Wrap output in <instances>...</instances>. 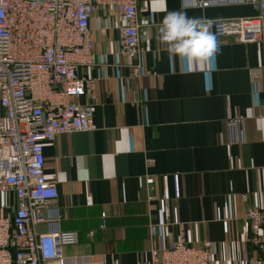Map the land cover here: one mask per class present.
<instances>
[{"label": "crops", "instance_id": "1", "mask_svg": "<svg viewBox=\"0 0 264 264\" xmlns=\"http://www.w3.org/2000/svg\"><path fill=\"white\" fill-rule=\"evenodd\" d=\"M165 2L137 0L141 50L130 65L117 53L120 19L94 15V64L77 71L94 83L92 97L77 101L93 129L43 144L44 174L58 194L44 214L59 221L36 232L75 234L62 248L67 264H150L152 247L169 248L179 226L189 244L212 243L213 264H262L244 213L264 208V33L261 44L216 40V53L199 65L170 57L158 37L167 11L205 18L214 35V22L256 9ZM238 118L242 126L230 128ZM4 193L0 216L10 218L16 199Z\"/></svg>", "mask_w": 264, "mask_h": 264}, {"label": "built area", "instance_id": "2", "mask_svg": "<svg viewBox=\"0 0 264 264\" xmlns=\"http://www.w3.org/2000/svg\"><path fill=\"white\" fill-rule=\"evenodd\" d=\"M196 8L248 5L251 17L213 23L217 41L261 44L264 0H182ZM112 11L117 27L118 55L130 65L141 50L137 0H0V192L16 199L12 217L0 216V264H67L62 248L76 243L73 232L38 234L40 223H56L45 211L54 209L56 183L44 174L43 144L58 134L90 132L88 107L78 104L92 97V80L77 71L93 66L91 20ZM139 67L135 73L140 74ZM254 81L256 75H252ZM243 119L228 122L238 128ZM150 199L154 186L150 185ZM105 215H101L104 228ZM244 220L250 244L264 264V208H247ZM150 237L156 235L149 226ZM91 232L89 236H92ZM209 241L189 244L184 228L169 248L152 247L150 264H213Z\"/></svg>", "mask_w": 264, "mask_h": 264}, {"label": "clouds", "instance_id": "3", "mask_svg": "<svg viewBox=\"0 0 264 264\" xmlns=\"http://www.w3.org/2000/svg\"><path fill=\"white\" fill-rule=\"evenodd\" d=\"M165 7V0H161V9ZM209 27L210 22L203 17H189L183 11H167L159 24L158 37L170 57L199 65L217 51V41ZM6 203V194L0 192V207Z\"/></svg>", "mask_w": 264, "mask_h": 264}]
</instances>
